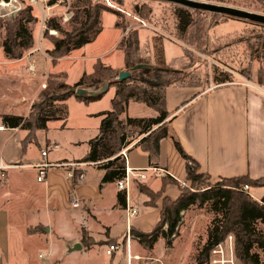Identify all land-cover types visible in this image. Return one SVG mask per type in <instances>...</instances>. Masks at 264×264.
<instances>
[{"label":"rangeland","instance_id":"374dc122","mask_svg":"<svg viewBox=\"0 0 264 264\" xmlns=\"http://www.w3.org/2000/svg\"><path fill=\"white\" fill-rule=\"evenodd\" d=\"M93 1H99L109 7L101 15L102 30L94 35L89 43L74 49L57 62H53L48 52L53 46L50 38H45L43 34L46 30L45 21L55 17L65 27H68L71 18L68 21L64 18L69 14L73 16L71 0L70 3L63 2L50 11L44 7L32 5L29 0H13L10 5H0V19L3 21L10 20L27 7L32 9V15L36 17V23L32 25L35 45L25 52L24 60L23 58L19 59L21 61L6 59L0 51V119L5 115L28 116L33 103L39 100L50 80L58 86L57 93L62 95L64 90L59 88L61 84L74 85L84 73L93 71V65L96 62L100 61L106 66L120 69L124 64V52L119 44L130 29L138 31L139 49L146 64L151 66L164 64L168 68L181 70L188 75L186 79L189 82L197 84L202 89L216 86L212 81L215 68L231 73L234 82L238 83L245 82L249 76L251 79L254 76V80L257 81L258 68L264 65V62L260 61L258 51L264 43V24L262 23L190 8L193 12L194 23L188 32L182 35L176 31L174 9L178 4L159 0ZM195 1L233 6L264 15L263 10L256 8L258 3L255 0ZM244 3L252 4V6L247 7ZM136 4H146L151 9V14L144 21L138 18L132 10ZM43 15H46V19ZM118 22L119 26H117ZM2 31L3 37L5 30ZM48 35L60 37L56 30L51 29L48 30ZM31 65L35 66V71L29 69ZM114 94L115 87L108 86L100 98L90 102L80 101L75 95L67 96L66 99L56 102V116L47 121V127L29 134L28 140L33 142L32 146H28V149L23 148L26 137L24 131L14 134L8 130L0 132V150L4 149L6 154L12 155L14 153L12 145L19 143L22 147L20 148L22 156L37 158L42 150H46L49 153V160H81L89 152L90 142L98 137L103 119L101 113L112 109ZM61 111H65V117H61ZM152 114L154 111L146 105L130 103L125 117H145ZM9 137H11L10 143L5 145ZM79 163L82 162L79 161ZM86 168L89 172L88 179L98 174L97 166ZM140 184L151 190L150 197L145 193L148 203L160 202L162 205L165 197L175 199L159 192L160 190H153L147 184ZM231 185L229 179H211L205 176L200 184H192L189 181L180 187L179 195L199 192L213 186L232 189ZM252 188L254 187H249L245 191L253 199L261 201L264 187ZM133 195H131L130 202L135 205V208L137 207L139 216L146 209L142 203L134 202ZM69 214L72 215V212L63 213L58 222H61L67 231L72 233L78 224L74 218L70 222ZM215 217L216 214L211 212L207 206H193L184 211L178 235L174 238L173 247L170 249L162 246V240H160L155 251L148 250L133 241L131 236V254L140 256L139 260H133V264H193L196 255L207 240L208 228ZM133 220L135 217L132 218ZM146 225L149 226L148 223ZM90 226L92 231L87 230L86 235L91 243L97 244H94L90 250H72L67 254L70 249L68 247L66 250L68 242L51 235L45 244L38 247L40 248L37 251L38 263L107 264L111 260L112 264H128L129 249L126 237L123 240L124 254L117 252L116 255L114 254L115 257L112 255L114 257L112 260L103 253L105 244L118 243L122 240L120 236L128 228L126 218L113 229L115 236L121 238L119 240L115 237L107 239L109 230L99 229V224L95 221L90 222ZM255 227L257 231L264 234L263 224L257 222ZM231 241L232 250L230 249ZM223 242L225 257L233 258L234 264H242L236 256L239 247L236 236L232 233L228 234ZM253 252L260 256L264 264V253L256 247L253 248ZM39 254L40 257H38ZM122 254L123 257L120 258ZM211 260L210 254L204 264H212Z\"/></svg>","mask_w":264,"mask_h":264},{"label":"trees","instance_id":"16d2710c","mask_svg":"<svg viewBox=\"0 0 264 264\" xmlns=\"http://www.w3.org/2000/svg\"><path fill=\"white\" fill-rule=\"evenodd\" d=\"M255 1L258 3L256 8L264 11V0ZM53 2L52 0L50 4ZM244 4L247 7L252 6V4ZM71 8H73V16L68 27H65L55 17L45 21L46 30L43 34L45 38L49 37L52 43L53 47L48 52L53 62H57L74 49L89 43L93 36L102 30L101 15L104 10L109 9L104 3L93 0H71ZM132 10L142 21L151 14V9L146 4H136ZM191 10L180 5L175 7L176 31L179 34L185 35L193 25ZM34 23H36V17H33L30 7L22 9L8 21L0 19V51L6 59H22L25 52L34 47V29L32 28ZM119 25L118 22L117 26ZM50 29L56 30L60 37L49 36L48 30ZM2 30H5L3 37ZM119 47L124 52L122 69L106 66L100 61L96 62L93 65V71L84 73L74 85L61 84L59 86L64 90V95L57 93L58 86L50 80L39 100L33 103L28 116L5 115L1 118L3 125L25 130L27 135L24 144H26L29 142V134L45 129L47 121L56 116L57 101L64 100L70 95H75L78 100L85 102L96 100L102 96L100 91L108 83L109 86L115 87L112 109L101 113L103 119L100 133L90 142V150L80 162L94 163L97 168L101 169L103 171L101 183L117 182L125 177L127 167L120 151L134 143L128 152L133 148H140L148 154L151 166H159L160 143L169 137V123L172 119L171 113L166 109V90L171 86L198 85L189 82L186 79L188 75L183 71L168 68L164 64L135 69L136 65L146 64L139 49L137 30L130 29L121 40ZM258 51L260 61L264 62V43ZM122 70L129 71L130 78L118 80L117 77ZM214 70L212 77L214 85L235 83L231 73L219 68ZM257 78L259 83L264 81V65L259 66ZM248 79L251 77L249 76ZM78 89H86L88 93L78 95ZM130 103L144 104L151 108L154 114L145 117H125ZM61 112V117H65V111ZM174 140L179 154L186 161L187 180L192 184H200L203 177H210L207 173L199 172L198 163L186 153L179 140ZM226 179L231 181L232 189L213 186L199 192L182 193L175 199L165 197L156 226L149 232L131 227V236L148 250H153L157 241L163 238L166 248L170 249L173 247L174 238L178 235L182 213L193 206H207L211 212L216 214V217L208 228L207 240L196 255L193 264L206 263L213 247L231 233L238 240L239 247L236 256L242 264H263L260 256L253 252V248L256 247L264 253V234L257 231L255 227L257 222L264 225V196L261 201H257L243 188L245 185L264 187L262 184L264 178L252 179L245 175ZM177 182L171 176L164 175L159 192L165 193L167 184H177ZM77 183L74 180V185ZM138 187L141 192L151 196V190L148 187L140 183ZM147 205L155 207L157 203L147 202ZM117 206L121 209L127 208L128 200L125 190L118 192ZM86 234V230H83L84 245L91 247L96 244L91 243Z\"/></svg>","mask_w":264,"mask_h":264},{"label":"crops","instance_id":"0c3cea01","mask_svg":"<svg viewBox=\"0 0 264 264\" xmlns=\"http://www.w3.org/2000/svg\"><path fill=\"white\" fill-rule=\"evenodd\" d=\"M123 67L124 64L120 69ZM254 79L253 76L245 82L210 86L207 89L200 86L167 88L166 109L172 119L169 137L160 143L159 166H151L148 154L140 148L129 152L127 167L134 173L146 174L145 179H133L130 183L129 206L135 208L130 202L134 194V202L142 203L146 211L135 216V220L131 219L129 224L126 209L117 206V195L122 191L117 182L101 183L103 171L99 168L98 174L88 179L86 167L96 166L94 163L82 162L78 169L83 171L84 177L76 185L68 176V166L48 168L44 178L39 181V164L78 163L81 160H49V153L43 156V150L37 158L22 156L19 143L12 145V155L6 154L4 149L0 150V163L13 165L0 170V264H39L38 247L45 244L51 235L68 242L66 250L77 243L82 245L79 250H90L93 246L86 247L82 241L83 230L92 231L90 222L94 221L99 224V229L109 230L107 239L122 238V242L127 229L121 238L115 236L113 229L125 218L130 228L151 231L159 220L162 205L157 202L155 207L148 206L147 195L136 184H147L157 191L161 189L162 178L167 174L178 182L167 184L165 194L172 198L179 196L180 187L189 181L186 161L179 154L174 139L179 140L186 153L198 163L199 172L207 173L211 179L245 175L252 179L264 178V81L259 83ZM0 126H4L1 119ZM8 130L14 134L24 131L27 135L25 130L6 126L0 132ZM10 140L11 137L5 145ZM32 144L29 141L27 146L23 144V148L28 149ZM151 167L158 168V171H152ZM256 188L261 187L252 189ZM72 192L81 201L77 208H73L70 202ZM69 212H72V215L69 214L70 222L74 218L78 224L72 233L58 222L63 213ZM146 223L149 226H145ZM132 239L139 243L137 239ZM160 240L166 248L165 240ZM107 245H104L103 253L113 260L116 253L110 257L105 251ZM69 253L70 250L67 251ZM107 264H112V261Z\"/></svg>","mask_w":264,"mask_h":264},{"label":"built area","instance_id":"2783aa9c","mask_svg":"<svg viewBox=\"0 0 264 264\" xmlns=\"http://www.w3.org/2000/svg\"><path fill=\"white\" fill-rule=\"evenodd\" d=\"M29 1L32 5L44 7L48 11L52 10L54 7H56L57 5H60L63 2L70 3V0H53L54 2L52 4H50V2L52 0H29ZM43 17L45 18L46 15H43ZM70 18H71V14L66 15L64 19L66 21H68ZM29 69L31 71H35V66L31 65L29 67ZM2 129H4V126H0V130H2ZM132 145L133 144H131L128 147H124L120 151V155H122L126 161V166H127V161H128V149ZM47 153L48 152L46 150L42 151L43 156H46ZM82 164L83 163H79V162L78 163L71 162V163H42V164H39L38 166L41 168V170H40V175L38 176V180L41 181L44 178V174L46 173L47 169L50 167L68 166L69 167L68 176L73 180V184H74V180L79 182L84 177L83 171L81 169H78V167L81 166ZM11 167H13V165H6L3 163H0V170H2V171L6 170L8 168H11ZM150 169L152 171H158V168H156V167H151ZM2 175H4V174H2ZM145 178H146V174L144 172L134 173V171L132 169H130L129 167H126V175L123 179L117 181V186L119 187V189L126 191L127 200H129L130 183L133 181V179L139 180V179H145ZM243 189L247 191L249 189V186L245 185ZM70 202H71V205L73 208H77L81 204L80 199L78 198V196L74 192L71 193ZM126 212H127L126 213L127 214V221L129 224L131 219L138 215L139 211H138V209L131 207L128 204V206L126 208ZM126 239H127V245H128L127 247L129 249L128 254H127L128 264H133V260H139L140 256L131 254V232H130L129 226L127 228ZM230 249L232 250V241L230 242ZM105 251L110 256L114 255L117 252H123L124 251V243L121 242V243L108 244L106 246ZM210 254L212 256V260H211L212 264H234L233 258H226L225 257V245H224L223 241L218 243L217 245H215L213 247V249L211 250Z\"/></svg>","mask_w":264,"mask_h":264},{"label":"water","instance_id":"95a60500","mask_svg":"<svg viewBox=\"0 0 264 264\" xmlns=\"http://www.w3.org/2000/svg\"><path fill=\"white\" fill-rule=\"evenodd\" d=\"M13 0H0V5H10ZM159 1H169L181 6H185L188 8H193V9H200V10H205L213 13H220L236 18H241L245 20H251L255 21L258 23L264 24V15H261L256 12L252 11H247L241 8L233 7V6H226V5H217V4H212L208 2H200V1H195V0H159ZM151 65L148 64H140L136 65L135 69H140L144 67H150ZM131 73L127 70H122L119 73V76L117 77L118 80H125L130 78ZM108 83H106L100 92H103L107 89ZM88 91L86 89H78L77 94L78 95H84L87 94ZM82 248V245L80 243L75 244L73 247H70V251L72 250H79Z\"/></svg>","mask_w":264,"mask_h":264}]
</instances>
